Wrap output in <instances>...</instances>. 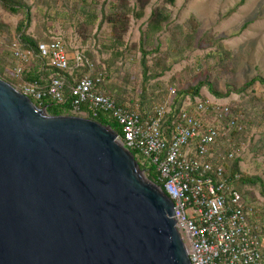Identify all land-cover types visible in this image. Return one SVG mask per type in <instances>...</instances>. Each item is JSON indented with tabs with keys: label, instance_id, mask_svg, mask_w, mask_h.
<instances>
[{
	"label": "water",
	"instance_id": "obj_1",
	"mask_svg": "<svg viewBox=\"0 0 264 264\" xmlns=\"http://www.w3.org/2000/svg\"><path fill=\"white\" fill-rule=\"evenodd\" d=\"M175 221L109 125L0 78V264H190Z\"/></svg>",
	"mask_w": 264,
	"mask_h": 264
},
{
	"label": "built area",
	"instance_id": "obj_2",
	"mask_svg": "<svg viewBox=\"0 0 264 264\" xmlns=\"http://www.w3.org/2000/svg\"><path fill=\"white\" fill-rule=\"evenodd\" d=\"M8 49L15 76L37 55L31 48H22L17 35ZM37 53L58 70L70 68L59 37L39 42ZM81 55L74 57L76 65L82 64ZM64 86V78L52 76L45 86L20 81L14 87L40 102L47 97L62 103ZM70 95L71 113L84 117L88 112L96 115L97 110L109 111L121 125L116 139L155 167L162 183L159 186L173 201L176 226L185 234L181 236L188 244L190 264H264V236L254 232L246 219L251 208L244 210L240 192L224 177L222 166L213 162L211 144L222 129L220 117L228 111V103L214 96H186L176 115L162 126L171 110L174 88L144 120L137 110H125L96 90L89 73L75 81Z\"/></svg>",
	"mask_w": 264,
	"mask_h": 264
},
{
	"label": "rangeland",
	"instance_id": "obj_3",
	"mask_svg": "<svg viewBox=\"0 0 264 264\" xmlns=\"http://www.w3.org/2000/svg\"><path fill=\"white\" fill-rule=\"evenodd\" d=\"M24 1L30 6L31 13L27 33L32 35L40 32L46 39L59 37L70 55L71 64L76 54H88L89 59L98 65H105V60L115 57V65L124 68L125 61L134 54L129 58L126 91L128 96L138 98L141 80L138 64L141 52L139 38L146 28L151 10L163 0H146L142 10L139 8L140 0H126L130 10L121 32L103 18L109 11L110 0H84L83 4L81 0ZM238 2L239 0H174L169 6V24L155 37V44L164 50L169 29L175 24H182L190 14L199 21V28L191 48L159 78L162 82L168 84L170 77L178 73V79L184 82V86L207 79L215 89L226 91L227 85L238 87L255 75L264 77V0H245L241 5ZM233 7H236L235 11L226 16L227 11ZM21 17V14L8 13L0 5V21L9 27V32L6 33L9 39L16 35L15 27ZM5 36L0 35V58L5 59L6 70L12 72L13 59L8 42L2 38ZM208 37L223 38V45L231 52L233 70L219 65L216 48L207 42ZM120 79L116 74L111 78V83L118 87ZM251 90L256 97L264 98V83L254 82L246 92ZM242 96L243 93L231 92L219 101L239 103ZM199 97L214 98L207 86H202ZM263 132L264 122L260 127H251L247 140L241 143L237 153L241 157V170L258 175L264 181V155L255 147ZM245 199L256 211V217L260 218L264 214V196L261 195L259 186H248Z\"/></svg>",
	"mask_w": 264,
	"mask_h": 264
},
{
	"label": "trees",
	"instance_id": "obj_4",
	"mask_svg": "<svg viewBox=\"0 0 264 264\" xmlns=\"http://www.w3.org/2000/svg\"><path fill=\"white\" fill-rule=\"evenodd\" d=\"M140 1L139 8L142 10L146 0ZM244 1L239 0L238 5L243 4ZM80 2L83 4L84 0ZM110 2L109 11L103 18L113 28L121 32L127 22V14L130 7L126 0H110ZM173 2L174 0H163L151 10L146 22V28L142 31L139 38V50L141 52L138 64L141 80L139 95L136 99L133 95L128 96L126 91L129 82V58L133 57L134 54H131L128 61H125L124 68L115 65V57L105 60V65H98L92 59H89L90 56L88 54L87 56L81 55L82 64L79 65H76L75 58L72 59L73 62L71 64L70 61V68L67 70H58L54 66L47 64L46 59L38 55L37 45L39 42L47 41L50 38L46 39L40 32L32 35L27 33L31 22V13L30 6L24 0H0V5L8 13L22 15L15 27L16 35L22 48H31L37 55L25 65L22 73L18 76H15L13 72L7 71L5 59L0 58V78L13 86H16L20 81L38 82L41 86H45L52 76L64 78V102L56 103L47 97L41 102L30 98L38 107L45 106L46 112L51 115H72L70 87L84 73H89L95 80L96 90L108 95L117 106L125 110H137L142 120L152 115L155 105L164 101L168 97L170 90L174 88L171 110L164 117L162 126L166 125L176 115L186 96L199 97L202 86H207L208 91L216 98L226 97L231 92L243 93L240 102L228 104V111L220 117L222 129L216 136L215 142L211 144V149L215 154L213 162L222 166L224 177L229 180L234 189L240 192L242 199L244 198V210L247 211L251 208L253 213L247 214L246 219L252 230L260 236H264V214L262 213L260 218L256 217V211L245 199L248 186L258 185L261 195L264 196V181L258 175H252L241 170V157L237 153L240 150L241 143L247 140L251 127H260L264 122V98L256 97L252 90L248 93L246 92L254 82L264 83V77L255 75L238 87L227 85L226 91L215 89L207 79L199 80L194 85L184 86V82L178 79L180 76L178 73L170 77L168 84L162 82L159 78L165 71L170 69L171 64L183 58L184 52L191 48L199 28V21L193 14H190L182 24H175L169 29L167 46L164 50H161L155 44L154 39L169 24L171 14L169 6ZM235 9L236 7L230 8L226 16L233 13ZM8 32L9 27L0 21V35H6L2 38H4L5 42H8L7 44L11 41V38L9 39L7 35ZM222 39V37H208L207 42L215 46L219 65L223 68H228V70H233L231 52L225 48ZM66 52L69 55L67 50ZM188 70H190L189 67ZM116 74L117 77H121V83H119L118 87L111 83V78ZM151 80L152 82H150ZM132 92H134V89ZM82 108L87 110L85 106ZM84 117L109 125L116 134L120 133L121 125L112 117L109 111L97 110L96 115L88 112ZM255 147L260 149L264 155V132ZM129 150L133 153L139 167L145 171L146 177L162 187L155 167L148 164L134 149ZM181 235L185 236L183 232H181ZM186 245L188 246L187 242Z\"/></svg>",
	"mask_w": 264,
	"mask_h": 264
}]
</instances>
